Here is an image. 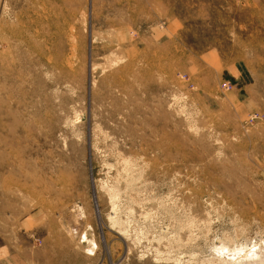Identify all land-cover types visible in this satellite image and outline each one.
Wrapping results in <instances>:
<instances>
[{"label": "rangeland", "instance_id": "obj_1", "mask_svg": "<svg viewBox=\"0 0 264 264\" xmlns=\"http://www.w3.org/2000/svg\"><path fill=\"white\" fill-rule=\"evenodd\" d=\"M258 238L264 0H0V264Z\"/></svg>", "mask_w": 264, "mask_h": 264}, {"label": "bare ground", "instance_id": "obj_2", "mask_svg": "<svg viewBox=\"0 0 264 264\" xmlns=\"http://www.w3.org/2000/svg\"><path fill=\"white\" fill-rule=\"evenodd\" d=\"M257 240L259 238L254 240L255 242L246 241L244 245L240 243L232 248L216 247L214 251L220 257L225 258L220 260L221 264L222 261H226V264H264V241Z\"/></svg>", "mask_w": 264, "mask_h": 264}]
</instances>
